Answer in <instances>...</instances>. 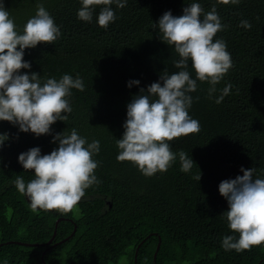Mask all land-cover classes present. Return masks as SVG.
I'll use <instances>...</instances> for the list:
<instances>
[{
	"label": "trees",
	"instance_id": "obj_1",
	"mask_svg": "<svg viewBox=\"0 0 264 264\" xmlns=\"http://www.w3.org/2000/svg\"><path fill=\"white\" fill-rule=\"evenodd\" d=\"M3 2L18 31L38 3L61 31L54 44L25 50L31 69L22 73H38L42 81L79 76L84 90H72V112L52 125L50 135L37 137L0 121V134L9 136L0 149V264H264V244L239 253L222 247L225 236L238 234L222 216L228 203L219 192L222 181L243 175L241 168L254 167V178L264 179V0H127L123 9L111 5L116 19L107 28L97 23L103 5L93 6L92 21L84 22L77 16L81 0ZM192 2L205 12L216 7L226 27L214 39L226 42L234 66L211 97V85L197 80L189 115L201 130L170 142L175 163L146 177L131 162L117 161L116 141L124 134L127 105L140 90L160 82L165 70L180 71L179 55L161 41L154 23L168 11L183 15ZM242 20L250 30L239 26ZM188 71L196 79L191 61ZM130 81L140 83L130 88ZM228 84L229 95L217 104ZM72 128L89 143L100 142L93 157L100 183L86 190L72 212L33 211L14 185L17 175L26 183L34 178L19 155L35 147L50 154L58 147L55 134ZM180 150L195 163L187 173L181 171ZM196 175H202L200 182Z\"/></svg>",
	"mask_w": 264,
	"mask_h": 264
},
{
	"label": "clouds",
	"instance_id": "obj_2",
	"mask_svg": "<svg viewBox=\"0 0 264 264\" xmlns=\"http://www.w3.org/2000/svg\"><path fill=\"white\" fill-rule=\"evenodd\" d=\"M224 4L238 5L240 0H220ZM126 7L127 0H81L78 19L91 22L93 6L103 5L97 23L107 28L115 22L116 14L111 5ZM240 27L251 29L247 20ZM160 39L174 47L180 59L175 67L180 71L160 76V82L142 88L127 105V119L123 125V137L116 141L118 162H131L146 177L158 172H167L175 163L177 153L170 142L201 130L198 120L189 115L193 99L189 95L197 90V80L211 85L209 96L216 85L234 66L227 44L223 39H214L225 29L215 6L205 12L200 3L192 2L183 9V15L173 16L165 12L158 21ZM61 36L60 28L43 4H37L36 14L29 18L22 32L17 30L14 18L0 0V121H6L24 133L37 137L50 135L52 125L67 121L72 112L69 97L72 90H84L83 80L69 74L59 80L47 78L42 81L38 73H22L31 69L24 60L26 49L39 44H54ZM189 61L196 73L192 78L188 71ZM139 81H130L139 85ZM232 88L228 84L215 102L220 104ZM198 99V98H197ZM9 139L0 134V149ZM52 143L58 144L50 154H41L38 147L19 155V163L25 171L34 170V178L25 182L17 175L14 185L20 194L27 196L33 211H58L69 213L86 195V190L100 183L95 175L99 163L93 159L100 151V142L91 143L79 135L75 128L55 134ZM182 172H189L194 161L187 153H178ZM242 176L224 180L219 192L228 203L222 214L228 228L238 234L227 235L222 240L225 251L242 252L264 244V179L254 178L256 169L241 168ZM199 181L202 175L193 177Z\"/></svg>",
	"mask_w": 264,
	"mask_h": 264
},
{
	"label": "water",
	"instance_id": "obj_3",
	"mask_svg": "<svg viewBox=\"0 0 264 264\" xmlns=\"http://www.w3.org/2000/svg\"><path fill=\"white\" fill-rule=\"evenodd\" d=\"M27 199H28V198H27ZM28 200H29V199H28ZM29 202H30V201H29ZM59 221H60V219H59ZM59 221H58V222H59Z\"/></svg>",
	"mask_w": 264,
	"mask_h": 264
}]
</instances>
